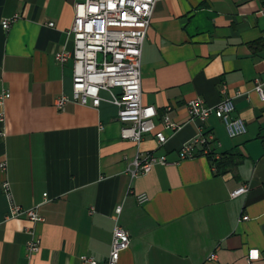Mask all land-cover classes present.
Masks as SVG:
<instances>
[{"label":"crops","instance_id":"1","mask_svg":"<svg viewBox=\"0 0 264 264\" xmlns=\"http://www.w3.org/2000/svg\"><path fill=\"white\" fill-rule=\"evenodd\" d=\"M84 1L0 0V96L10 94L0 103V264H107L116 227L131 240L118 264H264V103L255 92L264 82V0L157 1L142 50V102L157 110L163 146L154 134L123 140L107 101L73 100V61L60 64L56 54L73 52L68 32ZM195 98L210 107L233 99L246 133L230 138L214 116L190 119ZM165 116L175 132L162 128ZM200 133L212 138L216 160L237 150L241 165L218 176L200 150L180 160ZM147 153L167 164L132 180L129 165ZM242 186L248 192L232 199ZM142 194L149 200L139 204ZM12 205L36 209L42 221L11 218ZM34 239L40 250L29 257Z\"/></svg>","mask_w":264,"mask_h":264},{"label":"built area","instance_id":"2","mask_svg":"<svg viewBox=\"0 0 264 264\" xmlns=\"http://www.w3.org/2000/svg\"><path fill=\"white\" fill-rule=\"evenodd\" d=\"M158 0H85L74 6V21L68 36L73 39V52L65 50L56 54L60 64L69 59L73 61L72 95L73 100L83 106L98 108L102 102H108L118 108L117 121L123 127L121 138L140 144L144 138L155 135L159 146L167 142L163 130L158 129L157 110L153 106H144L142 102L141 57L147 32L151 27L155 6ZM264 16V7L259 12ZM15 18L2 21L7 31ZM53 27V24H49ZM255 92L264 103V82H257ZM102 93L110 96L109 100ZM10 97L3 92L0 103ZM68 98L63 96L55 101V107L63 110ZM170 110V109H168ZM190 119L206 121L211 116L220 120L226 127L228 136L236 138L246 133L243 120L234 117L233 99L226 98L216 106H207L200 98L187 104ZM4 118V117H3ZM2 118V121H3ZM164 130L175 132L178 126L165 116L161 122ZM212 138L200 133L187 142L179 151L180 160L196 158L198 150L203 156L211 154ZM165 157L153 154H138L129 165L127 173L132 180L149 174L156 165H166ZM5 169V165H1ZM4 191L10 196V186L3 184ZM249 188L242 186L230 194L232 199L245 195ZM149 200L142 194L137 197L139 204ZM117 215L121 207L116 209ZM11 218L26 217L33 223L41 222L36 209L24 211L11 206ZM248 221V217L243 218ZM130 235L121 227L113 232L111 252L107 264H118L122 252L129 249ZM40 250V242L32 240L27 245L28 256L32 257ZM85 263L96 264L92 258L81 257Z\"/></svg>","mask_w":264,"mask_h":264},{"label":"trees","instance_id":"3","mask_svg":"<svg viewBox=\"0 0 264 264\" xmlns=\"http://www.w3.org/2000/svg\"><path fill=\"white\" fill-rule=\"evenodd\" d=\"M207 157L211 165L215 168L216 175L218 176H223L234 171L243 162L242 156L237 150L222 155L218 160L214 158L213 153L209 154Z\"/></svg>","mask_w":264,"mask_h":264}]
</instances>
